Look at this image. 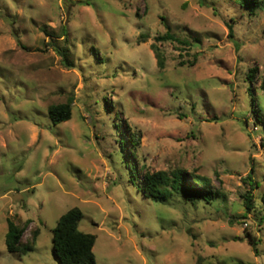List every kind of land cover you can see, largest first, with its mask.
I'll list each match as a JSON object with an SVG mask.
<instances>
[{
	"label": "rangeland",
	"instance_id": "rangeland-1",
	"mask_svg": "<svg viewBox=\"0 0 264 264\" xmlns=\"http://www.w3.org/2000/svg\"><path fill=\"white\" fill-rule=\"evenodd\" d=\"M167 32L191 45L156 40ZM263 73L264 10L236 0H0V264H60L53 230L74 207L96 264H264ZM70 99L54 125L49 106ZM130 161L139 177L207 176L225 196L149 199ZM9 219L24 241L39 230L34 251H8Z\"/></svg>",
	"mask_w": 264,
	"mask_h": 264
},
{
	"label": "trees",
	"instance_id": "trees-1",
	"mask_svg": "<svg viewBox=\"0 0 264 264\" xmlns=\"http://www.w3.org/2000/svg\"><path fill=\"white\" fill-rule=\"evenodd\" d=\"M236 1L241 6L250 9L253 13L258 10H264V0ZM230 28L232 29V26H230ZM63 32L66 36L68 34L67 28H63ZM156 40L176 41L189 46L191 45L190 41L179 40L171 32L158 36ZM50 45L59 53L67 66L74 65L69 61L68 46L60 45L57 40L54 39H51ZM152 50L157 59L158 67L164 69L166 66V56L164 52L155 43L152 44ZM256 73L257 68H252L249 77L255 78ZM259 87L264 91V73L260 79ZM72 103L73 100L70 99L64 103L52 104L49 106L48 115L54 125L71 119L73 110ZM258 119L260 121L261 117ZM138 143L139 140L135 133H129L124 136L125 145L123 148L129 149V152L126 153L128 158L135 156L134 146ZM129 165H131L132 182L138 186L145 197L158 202H166L173 197H182L185 201L192 203L204 201L212 204L214 200L225 196L213 185L211 178L190 172L183 168H175L170 171L159 170L157 172L145 170L142 177H139L140 170L137 163L135 161H130ZM249 178L252 179V176L250 175ZM252 186L258 187L259 184L255 182ZM244 200V205L248 211H253L256 208V201L252 192H247L244 195ZM83 216L84 214L79 207L71 208L59 218L53 230V252L60 264H96L94 254L96 235L80 230L79 224ZM8 228L9 233L6 244L9 252L26 255L36 249L39 230L33 231L32 237L24 241V227L9 219ZM251 244L257 249L255 238H251Z\"/></svg>",
	"mask_w": 264,
	"mask_h": 264
}]
</instances>
